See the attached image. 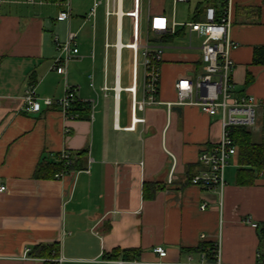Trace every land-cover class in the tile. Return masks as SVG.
Listing matches in <instances>:
<instances>
[{"label":"crops","instance_id":"0c3cea01","mask_svg":"<svg viewBox=\"0 0 264 264\" xmlns=\"http://www.w3.org/2000/svg\"><path fill=\"white\" fill-rule=\"evenodd\" d=\"M61 1L0 0V182L7 185L0 193V264H103L124 254L135 264H190L189 256L197 258L200 245L218 238L223 264L263 261L259 229L264 224V169L253 184L237 183V151L226 168L222 195L191 183L201 168L198 154L219 136L220 121L197 106L180 105L168 123L165 105L157 104L137 110L136 116L146 120L129 129V93L121 90L116 97L114 90L104 88L115 81V47L106 54L105 35L92 42L82 38L89 21L85 14L73 13L71 20L72 28L78 21L74 29H80L83 57L68 62L67 74L53 69V32L63 22L57 20ZM212 4L220 9L224 0ZM231 15L230 36L237 42L231 50L232 76L237 90L259 101L257 121L249 130L260 143L264 61L256 62L254 56L259 49L264 58V0H232ZM112 36L115 40L110 24L114 41ZM198 52L166 49L163 100L176 98V79ZM121 70L122 54L120 83ZM130 79L131 70L128 83ZM67 85H79V97L94 101L75 102L67 112L42 102L45 96H61ZM29 87L41 102L38 111L25 108ZM165 147L174 153L175 163ZM63 152L75 161L74 167L60 176L39 170ZM203 202L207 207L202 208ZM53 242L59 245L56 255L38 254V245ZM155 245H163L167 254L154 251Z\"/></svg>","mask_w":264,"mask_h":264},{"label":"built area","instance_id":"2783aa9c","mask_svg":"<svg viewBox=\"0 0 264 264\" xmlns=\"http://www.w3.org/2000/svg\"><path fill=\"white\" fill-rule=\"evenodd\" d=\"M34 3L36 0H27ZM133 10L123 9V0H106L105 9V49L106 54L110 47H115L116 75L113 85L105 83L106 90H114L119 97L120 91L125 90L131 99L133 121L128 126L134 128L136 122L145 121L144 116H136L137 110H144L149 105L164 104L166 107L168 123L175 106L194 105L201 111L220 121L219 136L206 145L198 154L201 164L200 170L191 176V183L202 186L208 190L218 191L221 195L226 184L225 171L230 158L237 153V144L232 136L235 126L250 128L257 121V97L249 92L237 90L232 76L234 60L231 50L237 45L230 36L233 23L231 15V1L224 0V6L218 8L214 4L198 2L190 11L191 19L178 22L166 14L164 6L159 10H150L147 16V35L141 32L142 0H134ZM191 0H172L176 5L180 2ZM103 0H93L92 6L84 18L95 19L97 8ZM57 20L67 21L68 27L64 39L54 34L57 54L53 58L52 68L59 73L67 74L68 62L81 58L83 55L79 49V30L71 26L74 16L72 0H62ZM120 9L122 13L120 14ZM115 16V40L110 39L111 17ZM131 15L133 18V30L130 40L123 42L121 38L123 30V18ZM121 18V24H120ZM186 38L184 42H175L174 38ZM197 48L198 55L190 66L175 82L176 98L163 100L160 97L161 79L165 51L168 48ZM128 48L131 51V79L127 85H121L120 60L122 50ZM94 57V50L92 51ZM92 74L90 78L92 79ZM93 84V82H91ZM79 85H67L63 94L58 97L45 96L42 102L46 105H57L63 112H67L75 102L92 103L93 99L82 100L79 97ZM142 93L141 97L138 94ZM25 108L30 111L41 109V102L37 99L34 88L29 87L25 94ZM176 161L175 155L165 147ZM61 159L70 163L71 159L66 152L60 154ZM62 175V172L56 174ZM7 189V185L0 182V193ZM207 202L202 203V208L207 207ZM257 226L256 222L252 223ZM205 237V234L201 235ZM154 251L161 256L167 254L163 245H155ZM63 261V257L58 258ZM100 262V261H99ZM135 259H107L103 264H135ZM190 264H223L221 260V243L218 238L207 248L200 247L198 257L189 256ZM257 264H264L259 261Z\"/></svg>","mask_w":264,"mask_h":264},{"label":"rangeland","instance_id":"374dc122","mask_svg":"<svg viewBox=\"0 0 264 264\" xmlns=\"http://www.w3.org/2000/svg\"><path fill=\"white\" fill-rule=\"evenodd\" d=\"M204 2L205 0H191L189 2H180L176 5L173 4L172 0H142V23H141V32L143 35H147V16L150 10H159L162 6L165 8L166 14L171 18H174L178 22L188 21L191 19L192 14L190 11L198 4V2ZM93 0H72L73 13H77L80 15H86L92 6ZM135 5L134 0H123V9L124 10H133ZM60 6H58V9ZM105 9H106V0L98 6L97 8V16L95 19V27L94 20L89 19V21L84 24L82 28V38L86 36L92 42L97 39V41L102 40L105 35ZM133 18L131 15H125L123 18V42H128L131 37V33L133 30ZM78 21L75 22L77 24ZM60 24V23H59ZM73 25L75 28L77 25ZM66 22L63 21L57 28H55V34L60 35L62 39L66 36ZM115 29V16L111 17V30ZM95 33V37H94ZM53 35V34H52ZM112 40H114L112 36ZM173 40L175 42H184L186 38L176 37ZM113 49L111 50V54L109 57V70H110V83H113ZM131 70V51L128 48H124L122 51V70H121V84L124 86L128 83V77L130 75ZM161 87H162V79H161ZM162 98V97H161ZM126 101V92H122V103L125 104Z\"/></svg>","mask_w":264,"mask_h":264},{"label":"trees","instance_id":"16d2710c","mask_svg":"<svg viewBox=\"0 0 264 264\" xmlns=\"http://www.w3.org/2000/svg\"><path fill=\"white\" fill-rule=\"evenodd\" d=\"M215 0H207L206 3L212 4ZM254 60L256 62L264 61V58L259 56V49L256 50ZM249 77L247 80L249 81ZM232 136L237 144L238 148V159L239 165L237 171V183L239 184H253L255 178L264 169V142H255L252 139L251 132L249 128L242 126H235L232 129ZM71 159V157H70ZM75 166V161L71 159L70 163H67L66 159L58 158L55 161L48 162L46 165H41L39 170H44L43 173L46 175L54 176L61 171H65L70 167ZM261 242H264V224L259 229ZM212 246V243H204L200 247L207 248ZM59 245L56 242L41 244L37 246L38 254L41 256H51L57 254ZM54 251V252H53ZM124 258L128 259L127 254L123 255ZM111 257V255H110ZM50 264H56L55 261L48 262Z\"/></svg>","mask_w":264,"mask_h":264},{"label":"bare ground","instance_id":"6f19581e","mask_svg":"<svg viewBox=\"0 0 264 264\" xmlns=\"http://www.w3.org/2000/svg\"><path fill=\"white\" fill-rule=\"evenodd\" d=\"M122 13V9H120V14ZM120 21H121V18H120Z\"/></svg>","mask_w":264,"mask_h":264},{"label":"water","instance_id":"95a60500","mask_svg":"<svg viewBox=\"0 0 264 264\" xmlns=\"http://www.w3.org/2000/svg\"><path fill=\"white\" fill-rule=\"evenodd\" d=\"M175 108H179V107L175 106Z\"/></svg>","mask_w":264,"mask_h":264}]
</instances>
